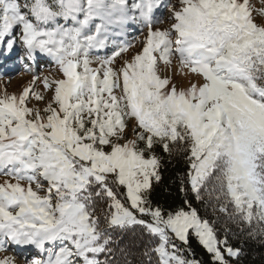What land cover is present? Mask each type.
Instances as JSON below:
<instances>
[{
    "label": "snow or ice",
    "instance_id": "1",
    "mask_svg": "<svg viewBox=\"0 0 264 264\" xmlns=\"http://www.w3.org/2000/svg\"><path fill=\"white\" fill-rule=\"evenodd\" d=\"M160 3L0 0V44L11 49L5 38L19 32L24 57L44 54L60 73L42 81L50 98L0 94V175L11 178L0 183V252L34 246L44 258L30 264H118V252L133 253L114 235L139 228L147 264H199L185 255L192 236L216 264H239L231 230L218 236L189 199L153 206L157 147L186 153L198 202L264 240V22L249 0H179L162 29ZM131 23L147 31L128 58L134 44L113 37ZM109 44L111 54H96ZM174 60L199 82L177 88Z\"/></svg>",
    "mask_w": 264,
    "mask_h": 264
},
{
    "label": "trees",
    "instance_id": "2",
    "mask_svg": "<svg viewBox=\"0 0 264 264\" xmlns=\"http://www.w3.org/2000/svg\"><path fill=\"white\" fill-rule=\"evenodd\" d=\"M156 152L161 157V180L153 183L149 197L153 206H159L168 211L181 206L185 198L189 199L202 217L213 222L218 236L221 238L224 236L225 228L231 230L228 232L229 243L234 248H240L242 251L239 264H264V240L250 237L247 234V230L241 231L223 213L213 212L212 206L208 203L202 204L196 200L195 193L191 191L188 184L187 173L189 164L185 158L186 153L174 151L169 155L160 147H157ZM182 185L186 191H181ZM114 239L117 240L116 247L131 249L133 253L132 255L124 256L118 252V264H126V262H130V264H147V258L143 257L141 253L146 247L150 246L149 237L143 234L139 228L123 232L120 235H114ZM188 247L191 249L190 253H185L188 258L199 261V264H216L212 255L199 244L194 236L190 238ZM232 264H236L235 260H233Z\"/></svg>",
    "mask_w": 264,
    "mask_h": 264
},
{
    "label": "rangeland",
    "instance_id": "3",
    "mask_svg": "<svg viewBox=\"0 0 264 264\" xmlns=\"http://www.w3.org/2000/svg\"><path fill=\"white\" fill-rule=\"evenodd\" d=\"M249 2L254 8L253 16L256 22H264V16L259 14V10L264 8V0H249ZM169 5L178 8L179 0H161L160 6L154 10L153 17L155 20H162L163 23L155 24L154 27L164 29L170 26ZM146 31V29L142 28L141 24L131 23L122 35L114 36L113 39H116L117 42L127 41L134 44V48L129 49L127 53L123 54L131 58L134 52L140 50ZM9 39L13 40V47L11 49L7 47V43L0 44V94L6 91L8 94L19 95L25 88H32L35 91L44 92L46 97L50 98L51 93L45 92L42 81L44 77H49L50 79L59 77L60 73L55 62L50 57L39 52L35 54L33 59H26L20 42L19 32H14L12 37H6L5 41ZM112 48L113 46L109 44L107 48L99 50L96 54L100 56L109 55ZM116 63H120L119 58H117ZM96 66L95 64L93 65V67ZM161 67L163 68V66ZM173 70L168 72V74L172 75L173 82L177 88H187L191 83L199 82L197 77L181 75L178 71V61L174 60ZM34 77H39V79L33 82ZM45 104L46 101H36L33 98L29 106L36 105L43 108ZM126 131L128 138H134L130 128ZM9 179L11 178L0 175V183ZM6 247V251L0 252V258L4 256L12 257L15 259L16 264H30L33 258H44V255L38 249H35L34 246H15L9 244Z\"/></svg>",
    "mask_w": 264,
    "mask_h": 264
}]
</instances>
